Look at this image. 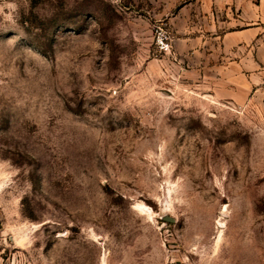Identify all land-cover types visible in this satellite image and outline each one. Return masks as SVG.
<instances>
[{
    "label": "rangeland",
    "instance_id": "1",
    "mask_svg": "<svg viewBox=\"0 0 264 264\" xmlns=\"http://www.w3.org/2000/svg\"><path fill=\"white\" fill-rule=\"evenodd\" d=\"M237 1L226 37L215 0H0V264H264V24Z\"/></svg>",
    "mask_w": 264,
    "mask_h": 264
},
{
    "label": "crops",
    "instance_id": "2",
    "mask_svg": "<svg viewBox=\"0 0 264 264\" xmlns=\"http://www.w3.org/2000/svg\"><path fill=\"white\" fill-rule=\"evenodd\" d=\"M213 2V1H212ZM214 4L216 5V15L221 11L224 12V9L226 11V22H227V29H226V37H234L237 36V32H241L237 29L236 25L239 20L234 16V8L239 7V2L237 0H215ZM259 10H256V19H260V23L257 26H251L248 28L243 29L244 34H250L251 36H257L259 33L262 32L263 28L262 25L264 24V0H259ZM224 15V13H222ZM231 63L229 64V67L232 68V71L235 70L237 72L238 69H234L236 67L237 60L235 58L231 59ZM236 64V65H234ZM217 69V68H216ZM236 79H233L231 81H234Z\"/></svg>",
    "mask_w": 264,
    "mask_h": 264
},
{
    "label": "built area",
    "instance_id": "3",
    "mask_svg": "<svg viewBox=\"0 0 264 264\" xmlns=\"http://www.w3.org/2000/svg\"><path fill=\"white\" fill-rule=\"evenodd\" d=\"M158 43H159V47L163 50V51H168L169 50V42L168 40L164 37H160L158 39Z\"/></svg>",
    "mask_w": 264,
    "mask_h": 264
},
{
    "label": "bare ground",
    "instance_id": "4",
    "mask_svg": "<svg viewBox=\"0 0 264 264\" xmlns=\"http://www.w3.org/2000/svg\"><path fill=\"white\" fill-rule=\"evenodd\" d=\"M138 207H140V206H138Z\"/></svg>",
    "mask_w": 264,
    "mask_h": 264
}]
</instances>
